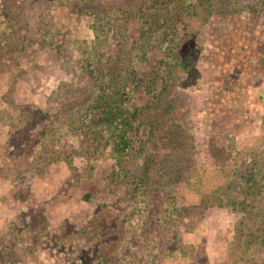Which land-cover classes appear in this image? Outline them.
I'll return each instance as SVG.
<instances>
[{
	"label": "rangeland",
	"instance_id": "rangeland-1",
	"mask_svg": "<svg viewBox=\"0 0 264 264\" xmlns=\"http://www.w3.org/2000/svg\"><path fill=\"white\" fill-rule=\"evenodd\" d=\"M168 2L0 0V156L29 106L66 108L65 122L39 125L59 158L15 180L0 158V264H264L262 238L248 248L244 212L223 193L264 149V0H187L199 12L177 20L178 51ZM187 52L195 74L177 59ZM111 56L144 78L122 91L144 110L126 157L91 100Z\"/></svg>",
	"mask_w": 264,
	"mask_h": 264
},
{
	"label": "trees",
	"instance_id": "trees-1",
	"mask_svg": "<svg viewBox=\"0 0 264 264\" xmlns=\"http://www.w3.org/2000/svg\"><path fill=\"white\" fill-rule=\"evenodd\" d=\"M172 4L174 5L171 7L170 5ZM198 7L199 4L195 2L193 4H189L187 0H169L168 5L166 6L168 10L167 14L173 21H175L174 23L170 24V27H173L174 30H170L169 35L173 40L172 45L175 47L176 51H178V47L182 40L178 28L179 25L177 22L185 20L184 18H182L184 13L191 14L193 12H199ZM120 10L121 8L113 7L112 10H108V14L110 12L117 13ZM162 13V10H158L155 13L151 14V16L148 18L151 27H155L159 23V18ZM103 15L105 16V14ZM107 17L109 16L107 15ZM97 27L98 26H96V28ZM117 29H119L118 31L120 32V34L124 33L125 31L124 29L121 30V27H118ZM105 33L106 36L111 37L108 32ZM192 54L193 52H187L184 57L177 56V59L181 61L180 64L190 66V73L195 74L197 73V69H195L191 64V60L193 58ZM111 60L112 63H115V65L119 64V67L114 66L110 68V81L109 78H107L108 84L110 83L111 85H113V88H108V84H102L100 88L95 85L100 92H92L91 100L92 102H96V104H94L100 109V112L102 113L100 122H106V124H111L113 127L111 133L107 132L108 136H106L105 134L102 135H105L104 137L107 141L112 142L114 140L116 143L115 151L119 152L120 157H126L130 153L127 148L132 145L133 141L131 138V134L135 130L137 122L141 121L142 111L144 110L140 105H137L135 103H133L132 105H128L130 98L125 97V94H122V91L125 87H128L127 85L128 83H130V81H135L137 79L143 80L144 78L142 77L139 70L136 71L134 68L130 69L125 66V62L124 60H122L121 56H111ZM131 60L132 57L129 58V62ZM105 72V70L102 71V73ZM93 84L91 83L92 91L94 86ZM57 92L58 95L56 96V101L60 104H64L67 101L65 94H62V90H59ZM166 108L168 110L169 108L172 110L173 105L168 103ZM65 114L66 108H61V110H58L56 114H52V112L45 111L38 106H29L28 113L24 116L21 115L19 117L20 122H25L23 134H20L18 137L13 136L10 140V143H8V148H6L5 150L6 152L4 153V155L0 156L1 160L3 161L1 167L4 170V175L12 180H15L19 176H23V173L27 170L35 171L41 169L40 164L42 162L54 161L55 159L59 158L64 152L62 150L50 147V145L54 144L53 142L55 141L53 139L54 135L49 131L50 124H47L43 128H40L39 125L42 123H46L47 121L49 123L51 122L52 126L53 122L55 124L56 118H59L58 120L61 124V119L65 116ZM73 119L74 118H72V120ZM72 120L71 122L67 123L71 125ZM162 128L160 127L159 129L158 126H153V129L155 131L153 133L156 135V140L158 138H162L161 141H163V143H167L165 142L166 139L164 138L165 131L162 132ZM21 130L22 128H20V131ZM54 130H56V128H54ZM97 130H94L92 132L97 133L99 131ZM101 130L109 131V128L105 126V128ZM158 131L159 134L157 133ZM13 144L15 145V147L12 148L13 150H11V146ZM41 145L42 148H40ZM38 148H40L41 150H39ZM22 158L24 160V165H22V162H18V160H22ZM16 160L18 162L17 164H11ZM155 160H157V157L151 158L150 162L152 163ZM246 160L245 163L247 162ZM7 161H11L9 165ZM247 165H249V167L247 168L248 178L245 180V183L241 181L239 182L240 184H237L236 187L234 186V184L236 183L232 182V184H230L228 188L223 191V193L225 195L228 194V204L232 210L244 212L242 217L244 219L242 220V223L245 226L243 228L245 234L250 236V239L247 241V246L249 248L251 247V243L255 238H262L263 241L261 244L264 246V149L255 154L250 164ZM148 168H153V166L150 164L147 169ZM238 171L239 170H236V173H238ZM238 186H240L241 189L238 190L239 194L234 196V193L235 191H237ZM223 198L224 197H219L221 202L224 200Z\"/></svg>",
	"mask_w": 264,
	"mask_h": 264
}]
</instances>
